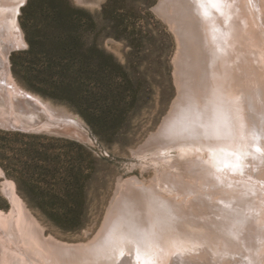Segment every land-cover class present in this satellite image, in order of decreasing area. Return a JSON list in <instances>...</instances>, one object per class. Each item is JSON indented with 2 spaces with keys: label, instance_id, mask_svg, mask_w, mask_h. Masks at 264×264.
Listing matches in <instances>:
<instances>
[{
  "label": "bare ground",
  "instance_id": "obj_1",
  "mask_svg": "<svg viewBox=\"0 0 264 264\" xmlns=\"http://www.w3.org/2000/svg\"><path fill=\"white\" fill-rule=\"evenodd\" d=\"M23 2L0 0V127L88 141L78 116L9 72L10 49L25 46L17 23ZM152 9L180 44L179 95L160 129L133 151L151 154L155 177L119 183L100 231L79 244L44 237L4 178L11 209L0 210L7 250L0 264H264V0H159ZM200 249L208 255L189 254Z\"/></svg>",
  "mask_w": 264,
  "mask_h": 264
},
{
  "label": "rangeland",
  "instance_id": "obj_2",
  "mask_svg": "<svg viewBox=\"0 0 264 264\" xmlns=\"http://www.w3.org/2000/svg\"><path fill=\"white\" fill-rule=\"evenodd\" d=\"M24 1L17 23L25 46L9 53V72L26 91L78 116L89 140L0 127V187L4 178L14 183L44 237L87 243L100 231L119 183L136 177L149 184L156 175L151 154L139 158L133 151L160 129L179 95V38L154 13L159 0ZM70 29L74 60L66 54L69 39L52 38ZM73 70L78 77L58 73ZM82 116L106 122L95 131ZM10 209L0 188V210ZM203 250L189 254H206ZM6 255L1 249L0 256Z\"/></svg>",
  "mask_w": 264,
  "mask_h": 264
},
{
  "label": "trees",
  "instance_id": "obj_3",
  "mask_svg": "<svg viewBox=\"0 0 264 264\" xmlns=\"http://www.w3.org/2000/svg\"><path fill=\"white\" fill-rule=\"evenodd\" d=\"M56 15H57V13H56ZM58 16V15H57ZM60 19H58V22H60L59 21ZM63 23H64V21H63ZM64 25H66L65 27H71L72 28V24H70V23H65ZM73 29V28H72ZM53 39H54V41H55V43H56V40H62V39H69V49L70 50H68L67 51V53L66 54H68L69 56H70V58H72L73 60L74 59H76L77 58V56H76V54H74V52H73V46H71V44H74V42H75V38H74V33H73V30H71L70 29V31L66 34L65 33V35H60V36H54V37H52ZM66 51V50H65ZM91 57V56H90ZM92 58V57H91ZM79 60H83L84 61V57H83V55H80L79 56ZM88 60V59H87ZM89 72L91 71V70H88ZM53 71L51 70V72L50 71H48V74L49 73H52ZM83 72H86V69H84L83 70ZM98 72H100V73H98V75H101L102 76V74H104L105 73V69L103 70V67H102V65L100 64V67L98 68ZM46 73V72H45ZM59 74L60 73H65V74H67V75H73V76H76V77H78V71H71V72H65V71H60V72H58ZM59 85H64V86H66L65 84H60L59 83ZM74 85V84H73ZM75 86V85H74ZM74 86H68L70 89H72V88H75ZM80 88H77L76 89V91H78ZM81 99V98H80ZM82 117H84V116H82ZM84 119L86 120V122L90 125V126H92L93 128H94V130L96 131L97 129H99V125L100 124H102L103 123V125H104V123L106 122V117L105 118H103V120L100 118V116H95V117H93V118H86V117H84Z\"/></svg>",
  "mask_w": 264,
  "mask_h": 264
},
{
  "label": "water",
  "instance_id": "obj_4",
  "mask_svg": "<svg viewBox=\"0 0 264 264\" xmlns=\"http://www.w3.org/2000/svg\"><path fill=\"white\" fill-rule=\"evenodd\" d=\"M22 4H23V3H22ZM22 4H21V5H22ZM21 5H20V6H21ZM16 49L18 50V48H15V49L12 48V49H10L11 51H10L9 53H11L13 50L15 51ZM83 132L86 133V136H87V137H89V133H88V131H87L86 129L83 130ZM42 133H50V132H42ZM42 133H36V134H42ZM51 134H53V133H51ZM61 135H62V134H61ZM93 141H94V139H93ZM94 143H95V142H94Z\"/></svg>",
  "mask_w": 264,
  "mask_h": 264
},
{
  "label": "snow or ice",
  "instance_id": "obj_5",
  "mask_svg": "<svg viewBox=\"0 0 264 264\" xmlns=\"http://www.w3.org/2000/svg\"><path fill=\"white\" fill-rule=\"evenodd\" d=\"M207 4H215L218 2V0H205Z\"/></svg>",
  "mask_w": 264,
  "mask_h": 264
}]
</instances>
